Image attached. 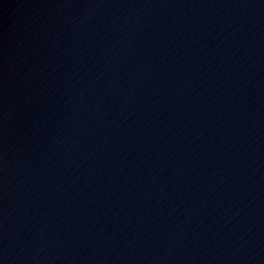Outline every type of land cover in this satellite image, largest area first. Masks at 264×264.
<instances>
[{
  "label": "water",
  "instance_id": "water-1",
  "mask_svg": "<svg viewBox=\"0 0 264 264\" xmlns=\"http://www.w3.org/2000/svg\"><path fill=\"white\" fill-rule=\"evenodd\" d=\"M0 264H264V0H0Z\"/></svg>",
  "mask_w": 264,
  "mask_h": 264
}]
</instances>
